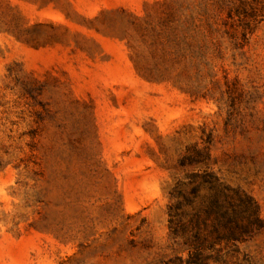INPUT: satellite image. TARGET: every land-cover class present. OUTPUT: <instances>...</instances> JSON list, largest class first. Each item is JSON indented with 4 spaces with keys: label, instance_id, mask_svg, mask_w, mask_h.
Listing matches in <instances>:
<instances>
[{
    "label": "rangeland",
    "instance_id": "374dc122",
    "mask_svg": "<svg viewBox=\"0 0 264 264\" xmlns=\"http://www.w3.org/2000/svg\"><path fill=\"white\" fill-rule=\"evenodd\" d=\"M0 264H264V0H0Z\"/></svg>",
    "mask_w": 264,
    "mask_h": 264
},
{
    "label": "trees",
    "instance_id": "16d2710c",
    "mask_svg": "<svg viewBox=\"0 0 264 264\" xmlns=\"http://www.w3.org/2000/svg\"><path fill=\"white\" fill-rule=\"evenodd\" d=\"M194 176H198L203 182H206L209 185V188L215 189L217 186V177L209 172H203L200 174H194ZM224 190L228 189L227 187L223 186ZM197 189V186L193 187L192 192H195ZM218 195L211 200L210 205L208 207V213H214L217 216L218 224L222 229V233L217 230V228L214 229L216 234L222 235V238H226L228 240H236L240 239L244 236L245 233H247L250 229L251 218L257 219L258 215V209L255 202L252 200L251 197L244 194V198L240 200V203L237 204V206L240 208V210L244 211L246 213L245 219L247 220L246 223H242L237 218V211L234 210L235 206L232 203H229V205H225L223 202L219 204V196L220 194H224L222 187L218 189ZM220 192V193H219ZM215 195V194H214ZM189 198V202H190ZM213 207H217L219 210H214ZM229 208L233 210L232 214H229L228 210ZM198 231L194 236H198ZM196 242L189 243V245H192V247L195 249L194 251V260L197 261L199 259V248L200 244H195Z\"/></svg>",
    "mask_w": 264,
    "mask_h": 264
}]
</instances>
